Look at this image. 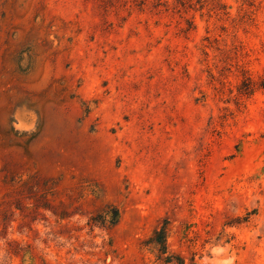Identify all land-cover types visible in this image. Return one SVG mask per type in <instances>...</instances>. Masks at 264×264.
<instances>
[{"label":"rangeland","instance_id":"obj_1","mask_svg":"<svg viewBox=\"0 0 264 264\" xmlns=\"http://www.w3.org/2000/svg\"><path fill=\"white\" fill-rule=\"evenodd\" d=\"M248 76L264 0H0V264H264Z\"/></svg>","mask_w":264,"mask_h":264},{"label":"trees","instance_id":"obj_2","mask_svg":"<svg viewBox=\"0 0 264 264\" xmlns=\"http://www.w3.org/2000/svg\"><path fill=\"white\" fill-rule=\"evenodd\" d=\"M245 81L247 82V88L244 91L245 94H251L256 88H264V76L260 79L259 82H254L250 76L245 78ZM116 217L115 220L112 222V224H115L118 220V217L120 215L119 209H116ZM168 234H169V228L168 223L165 222L163 225L156 227L150 237L146 240V244H152L158 251V258L163 260L166 263H175V264H185V260L182 257L175 256L174 253H172L169 250L168 245ZM10 244H12L10 242ZM18 248L16 250H12L9 252L15 253L16 255H19L23 248L19 246L18 243H16Z\"/></svg>","mask_w":264,"mask_h":264}]
</instances>
